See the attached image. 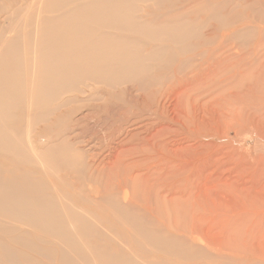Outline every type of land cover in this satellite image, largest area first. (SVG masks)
<instances>
[{
  "label": "bare ground",
  "instance_id": "bare-ground-1",
  "mask_svg": "<svg viewBox=\"0 0 264 264\" xmlns=\"http://www.w3.org/2000/svg\"><path fill=\"white\" fill-rule=\"evenodd\" d=\"M263 88L264 0H0V149L34 164L0 159V260L264 264L195 185L204 155L264 162Z\"/></svg>",
  "mask_w": 264,
  "mask_h": 264
},
{
  "label": "rangeland",
  "instance_id": "rangeland-1",
  "mask_svg": "<svg viewBox=\"0 0 264 264\" xmlns=\"http://www.w3.org/2000/svg\"><path fill=\"white\" fill-rule=\"evenodd\" d=\"M89 1H94V0H79V3H85V2H89ZM133 4H134V6H137V7L148 5V3H142V2L136 3V1ZM70 6H72V5H69V7H68V6H66L65 2H64V6L61 3L60 6H58L59 8H58L57 12L63 13L65 11L69 10L71 8ZM252 61H253V57L249 56V58H248L247 54H245V60H244L245 72H247L249 70L250 63ZM23 75H26V74L23 73ZM252 77L246 76V78L248 79L246 81L253 82V79H256V81L258 78L260 79V77L257 74H254ZM27 88H29L28 85H27ZM262 90H263L262 94H264V88ZM260 96H262V95H260ZM263 98H264V96H263ZM24 102L26 104L29 103V99L26 98L24 100ZM247 108L248 109L250 108L251 110L250 109L248 110ZM236 110L237 109H232V111L234 113L236 112ZM238 111H239L238 117H240V122L243 123L242 128L244 131V132L242 131L240 133L241 135L243 134L242 136L240 135V139H241V141H243L244 147L247 148L246 145L250 144V142L253 141V139H252L253 138V136H252L253 132L251 133L252 128L250 130V127L256 126V128L260 129L261 127L264 126V123H263L264 122V106H263V108L262 107L255 108L252 105H250V106H245L243 108H240V110H238ZM253 113H255L256 116H252ZM240 115H242V116H240ZM250 116H252V117H250ZM255 119H257V120H255ZM259 120H261L262 122ZM248 121L249 122L252 121L253 123H249ZM248 129H249V131H247ZM250 133H251V135H249ZM247 135L249 136L250 139H248V141L246 142V145H245V139L248 137ZM241 137H243V138H241ZM12 149H13V146H12ZM243 150H245V149L243 148ZM246 153L247 152L245 150L244 155ZM250 153L251 154L249 156L245 155L246 156L245 159H242V158L237 159L236 158L237 162L235 161V158H234V161L232 162L231 159L233 157L229 156V155L225 156V157L223 156L224 158L215 157L216 155L211 154V153L208 155H204V161L200 165V167H199L200 169H198L196 172L195 185L198 189L201 190L200 191L201 195L202 196L204 195V198H202V199L205 200V202H206L205 204L207 205V208L211 211H213V209H214V211L221 213V212H224L226 209H229L232 207H235V208L236 207H239V208L245 207V208H247V212H249L250 214L245 215L246 225L249 224L250 232L253 233V238L257 241L260 240L257 242V244L255 243L256 242L255 241L253 245L254 246L257 245L256 248H261L262 250H264V244H262V243H264V241H262V239H264V162L254 161L256 155H255L253 149L250 150ZM20 154H21V152H18L15 156H19ZM213 155H215V156H213ZM211 157H213V158H211ZM214 158H216V159L218 158V159L213 160ZM229 158H231L230 161H229ZM0 159H2L1 165L5 164L6 162L12 163V164L14 162L16 164L15 160L18 159V161H19L18 164L21 167V168L19 167V169H22L25 167H27V168L34 167L33 163L25 164L26 158H24V159L20 158V157L14 158L11 151L6 152V151L0 149ZM243 160H245L246 162ZM210 161L211 162L213 161L214 164L211 163ZM242 161L244 163V166H243ZM215 162H218V163H215ZM251 162H253V163H251ZM204 163H206V164H204ZM201 167H203L202 168L203 171L201 170ZM209 167H211V168H209ZM38 168L40 170L43 169L42 166H38ZM209 172H211V173H209ZM40 175H42V176L44 175L42 173V171H41ZM227 179H228V182L226 181ZM224 181H226L229 184H227L226 182H225L226 184H224ZM218 183L224 184L225 186L220 185ZM203 184H204V186H201ZM213 184H215V185H213ZM262 185H263V187H262ZM213 187H215V188H213ZM209 188H211V189H209ZM245 190H246V192H244ZM220 192L222 195L225 194L226 197L224 199H223L224 196L219 195ZM218 198H219V200H218ZM215 203H217V204L214 205ZM218 204H220V206ZM252 213H254V214H252ZM212 216H213V214H212ZM246 216H248V217H246ZM0 217L4 218L7 221L6 224H11V223L16 224L14 222H11L9 219H7L3 216H0ZM210 218H212V217H210ZM260 221H261V223H260ZM211 224H212V219L204 227V231L206 233H210L212 231V229L210 228ZM20 226H21L20 232L24 231L27 233L28 231L30 232L31 230H33L32 228H30L27 225H24V226L20 225ZM244 230L245 229H243L242 231H244ZM1 231L2 230H0V232ZM260 231H261V233H260ZM244 233H246V231H244ZM244 233H242V234H244ZM35 245L39 246L38 243H35ZM150 251H152V250H150ZM52 255L55 259L54 253ZM150 255H152V253H150ZM38 258H37V260H38ZM39 260L44 261L43 258H40ZM18 263H21V262L19 261ZM0 264H8V263L0 260Z\"/></svg>",
  "mask_w": 264,
  "mask_h": 264
}]
</instances>
